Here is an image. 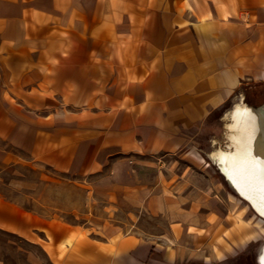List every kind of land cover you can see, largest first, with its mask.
Masks as SVG:
<instances>
[{
    "label": "crops",
    "instance_id": "obj_1",
    "mask_svg": "<svg viewBox=\"0 0 264 264\" xmlns=\"http://www.w3.org/2000/svg\"><path fill=\"white\" fill-rule=\"evenodd\" d=\"M251 82L264 0H0V233L49 264H141L146 241L100 242L67 216L90 214L92 176L176 152Z\"/></svg>",
    "mask_w": 264,
    "mask_h": 264
},
{
    "label": "rangeland",
    "instance_id": "obj_2",
    "mask_svg": "<svg viewBox=\"0 0 264 264\" xmlns=\"http://www.w3.org/2000/svg\"><path fill=\"white\" fill-rule=\"evenodd\" d=\"M239 105L263 108L264 82L242 84L176 152L137 159L140 167L121 176L106 171L92 176L90 183L99 188L90 214L69 215L68 222L84 225L100 242L125 236L146 241V247L131 253L141 264H260L264 217L235 192L211 159L219 148L233 153L226 125ZM173 227L188 229L186 249L165 240ZM38 259L49 264L26 239L0 233V264H36Z\"/></svg>",
    "mask_w": 264,
    "mask_h": 264
},
{
    "label": "bare ground",
    "instance_id": "obj_3",
    "mask_svg": "<svg viewBox=\"0 0 264 264\" xmlns=\"http://www.w3.org/2000/svg\"><path fill=\"white\" fill-rule=\"evenodd\" d=\"M228 118L229 123L226 127L229 141H235L237 133L242 131L244 135L246 134V137H243V143L249 145V140H253L252 137L256 134L255 116L252 109L239 105L229 114ZM249 151L252 152V150ZM211 159L226 175L230 185L237 188L240 194L248 197L264 215V184L260 181V177L252 171V161L221 148L211 154ZM259 263L264 264V246L259 255Z\"/></svg>",
    "mask_w": 264,
    "mask_h": 264
},
{
    "label": "water",
    "instance_id": "obj_4",
    "mask_svg": "<svg viewBox=\"0 0 264 264\" xmlns=\"http://www.w3.org/2000/svg\"><path fill=\"white\" fill-rule=\"evenodd\" d=\"M252 111L255 116L254 125L256 128V134L252 137L254 139L249 140V145H245L243 143V137H246V134L244 135L242 131H239L237 133L236 140L234 141L235 146L233 149V153L240 155L242 158L246 157L247 159H250L253 164L252 171L255 173V175L260 177V181L264 184V107ZM249 150H252V152H250ZM224 176L226 177L225 174ZM233 189L242 199L247 201L259 215L264 217V215L260 213L255 204H253L248 197L240 194L237 188Z\"/></svg>",
    "mask_w": 264,
    "mask_h": 264
}]
</instances>
